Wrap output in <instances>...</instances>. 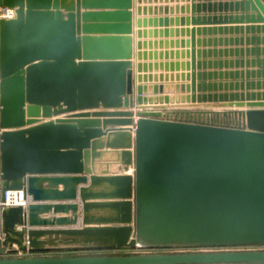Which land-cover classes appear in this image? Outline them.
I'll return each mask as SVG.
<instances>
[{
  "label": "water",
  "instance_id": "water-1",
  "mask_svg": "<svg viewBox=\"0 0 264 264\" xmlns=\"http://www.w3.org/2000/svg\"><path fill=\"white\" fill-rule=\"evenodd\" d=\"M238 6L256 13L246 23L264 33V0ZM0 7L16 14L0 20V200L6 191L31 199L25 210H0V264H264V251L20 256L264 247V81L200 83L217 74L194 72L192 50V73L181 76L188 94L146 96L141 83L158 77L139 63L134 79L131 0H0ZM256 64L251 77L264 79V59ZM170 102L246 110H154ZM211 116L238 124H210ZM108 157L120 173L108 164L98 170ZM77 196L80 227L79 206L69 203Z\"/></svg>",
  "mask_w": 264,
  "mask_h": 264
},
{
  "label": "crops",
  "instance_id": "crops-1",
  "mask_svg": "<svg viewBox=\"0 0 264 264\" xmlns=\"http://www.w3.org/2000/svg\"><path fill=\"white\" fill-rule=\"evenodd\" d=\"M239 2L240 0H131L132 32L130 36L134 79L138 75L136 66L139 63L147 68L151 67V71H147L145 76L158 77L156 81L141 83L147 89L146 96H167L168 98L177 96L180 98L187 95L188 93L182 92L180 88L190 85V80H182L181 76H189L192 73L190 66L192 50L195 52V64H200L199 68L196 66L194 72H215L217 74L216 78L214 76L211 79L206 77L202 80L201 78L200 83L224 87L230 84L235 86L236 83L264 81L261 77H251V72L258 70L256 60L264 59L262 53L258 56L251 53V50L257 47L264 48V44L260 43L257 46L256 42L251 40L252 38H264V33L261 30L260 32L251 31V26L256 28L257 25L246 23L245 17H256V13L251 10L248 12L241 11L239 6L235 8V4H239ZM138 44L141 45L140 49H138ZM246 50L248 54H246ZM138 54L142 56L139 58ZM247 62L248 64H246ZM203 64H205L204 68ZM225 72L228 74L238 72L239 75L237 77L235 75L225 77ZM246 72L250 73L248 77H246ZM219 73L222 74L221 78H219ZM141 74L144 75V73ZM159 76L163 79L159 80ZM134 85L138 86L136 80ZM184 104L170 102L165 108L154 110L170 113L176 111L246 110L245 107L241 109L204 108L201 104L197 106H184ZM135 119L136 117H133V120ZM188 119H190L189 116ZM209 123L224 126H236L238 124L234 118L217 119L213 116L209 117ZM105 164H108L111 172L120 173L122 170L116 162L114 163V159L109 157L97 164L98 170L105 168ZM58 189L61 190L62 187L59 186ZM73 202L79 206L78 222L75 227H80L81 202L79 197L77 196L74 201L69 203ZM30 203L31 199L28 197L26 205L23 206L24 210ZM70 214L69 212L68 215L56 216H69ZM95 214L103 216V212H95ZM51 216L52 213L49 212L39 216V218H51ZM39 229L49 228L40 227ZM52 252L58 251L33 253L32 256L36 257L37 254L45 256L46 253Z\"/></svg>",
  "mask_w": 264,
  "mask_h": 264
},
{
  "label": "rangeland",
  "instance_id": "rangeland-1",
  "mask_svg": "<svg viewBox=\"0 0 264 264\" xmlns=\"http://www.w3.org/2000/svg\"><path fill=\"white\" fill-rule=\"evenodd\" d=\"M236 251H264V247H227V248H144L122 250H83V251H58L46 253L45 256L53 257H74V256H119V255H156V254H176V253H204V252H236ZM30 253L20 256L33 257ZM42 255V254H41ZM41 255H35L36 257ZM8 257H17L18 254H8Z\"/></svg>",
  "mask_w": 264,
  "mask_h": 264
},
{
  "label": "built area",
  "instance_id": "built-area-1",
  "mask_svg": "<svg viewBox=\"0 0 264 264\" xmlns=\"http://www.w3.org/2000/svg\"><path fill=\"white\" fill-rule=\"evenodd\" d=\"M15 10L14 9H8V8H1L0 7V20L5 19H13L15 18ZM1 134V130H0ZM26 201L23 200L22 198V192L21 191H6L4 194V201L1 202L0 200V210L2 206H25Z\"/></svg>",
  "mask_w": 264,
  "mask_h": 264
}]
</instances>
